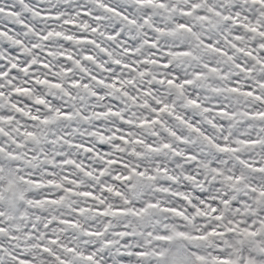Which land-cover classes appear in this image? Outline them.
Segmentation results:
<instances>
[{
  "label": "snow or ice",
  "instance_id": "6c2138e0",
  "mask_svg": "<svg viewBox=\"0 0 264 264\" xmlns=\"http://www.w3.org/2000/svg\"><path fill=\"white\" fill-rule=\"evenodd\" d=\"M0 264H264V0H0Z\"/></svg>",
  "mask_w": 264,
  "mask_h": 264
}]
</instances>
